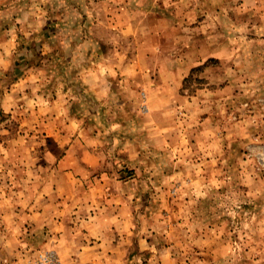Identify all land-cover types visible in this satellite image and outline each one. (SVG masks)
Returning <instances> with one entry per match:
<instances>
[{"label":"rangeland","instance_id":"1","mask_svg":"<svg viewBox=\"0 0 264 264\" xmlns=\"http://www.w3.org/2000/svg\"><path fill=\"white\" fill-rule=\"evenodd\" d=\"M0 264H264V0H0Z\"/></svg>","mask_w":264,"mask_h":264}]
</instances>
